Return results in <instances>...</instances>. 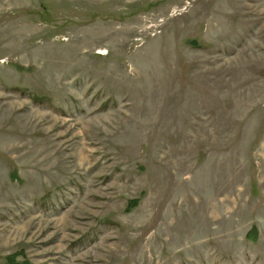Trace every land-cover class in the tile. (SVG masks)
<instances>
[{"label": "rangeland", "instance_id": "obj_1", "mask_svg": "<svg viewBox=\"0 0 264 264\" xmlns=\"http://www.w3.org/2000/svg\"><path fill=\"white\" fill-rule=\"evenodd\" d=\"M0 264H264V0H0Z\"/></svg>", "mask_w": 264, "mask_h": 264}]
</instances>
